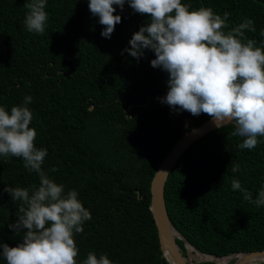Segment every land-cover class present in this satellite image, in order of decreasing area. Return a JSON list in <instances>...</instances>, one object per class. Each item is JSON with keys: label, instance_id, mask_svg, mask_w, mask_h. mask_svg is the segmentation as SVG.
Returning <instances> with one entry per match:
<instances>
[{"label": "trees", "instance_id": "trees-1", "mask_svg": "<svg viewBox=\"0 0 264 264\" xmlns=\"http://www.w3.org/2000/svg\"><path fill=\"white\" fill-rule=\"evenodd\" d=\"M28 0H0V106H27L35 145L47 150L42 170L75 190L91 213L83 233L75 234L78 264L89 252L106 254L112 264H169L163 256L150 211L151 178L186 129L210 116L192 115L162 103L169 73L153 67L154 51L137 59L129 41L149 22L125 3L116 7L121 22L110 38L101 35L89 0H47L43 34L26 30ZM190 9L227 12L228 28L251 20L245 31L264 48V0H182ZM234 125L215 128L194 141L170 170L163 191L172 226L198 251L213 256L264 250V205L246 201L231 181L238 179L253 200L264 188V137L254 149H240ZM234 165L239 171L233 172ZM39 176L22 158L0 156V243L22 238L8 224L20 202L6 186L29 190ZM186 255L183 241L176 239ZM0 264H6L0 259ZM198 264H212L203 261Z\"/></svg>", "mask_w": 264, "mask_h": 264}, {"label": "clouds", "instance_id": "clouds-1", "mask_svg": "<svg viewBox=\"0 0 264 264\" xmlns=\"http://www.w3.org/2000/svg\"><path fill=\"white\" fill-rule=\"evenodd\" d=\"M47 0H28L24 26L43 34L48 20ZM127 3L135 13L147 15L149 22L135 32L127 49L139 59L145 49L154 51L153 67L169 73V90L162 103L192 115L207 114L217 128L234 125L231 135L243 138L240 149H254L264 137V48L245 31L255 32L251 20L227 32L228 13L221 17L211 8L190 9L182 0H89L93 16L103 26L101 35L110 38ZM264 35V31L261 33ZM26 96L23 105L10 112L0 106V156L22 158L24 167L39 176L31 190L6 186L13 202H20L16 219L7 226L21 235L15 246L0 243V259L6 264H78L79 249L75 234L83 233L91 213L78 199L75 190L65 193L64 186L42 170L47 150L35 145L37 132L30 127L33 114ZM239 165L232 171L238 172ZM246 201L264 205V188L253 200L238 179L231 181ZM2 198V194H0ZM82 264H112L106 254L89 252Z\"/></svg>", "mask_w": 264, "mask_h": 264}, {"label": "water", "instance_id": "water-1", "mask_svg": "<svg viewBox=\"0 0 264 264\" xmlns=\"http://www.w3.org/2000/svg\"><path fill=\"white\" fill-rule=\"evenodd\" d=\"M187 123L185 124V129L183 134L173 143L171 148L162 158L160 163L158 164L150 182V211L152 213V217L157 228L158 238L160 247L165 259L169 262V264H192V261L189 259L188 252L186 245L189 244L194 250L195 249L171 224L169 218L166 213V209L164 206L163 200V191L164 185L167 179V176L174 166L175 162L179 158V156L198 138L206 134L207 132L217 128L213 123L211 117L204 120L202 123L196 125L191 129H186ZM174 229V231L178 234L175 238H173L167 227V223ZM176 239H180L183 241V246L186 251V255H184L176 243ZM200 252V251H198ZM256 252H263L264 250H254V251H247V252H236L227 256L222 257H229L234 256L239 253H256ZM201 253V252H200ZM166 254L172 259L170 261ZM204 254V253H202ZM208 255V254H205ZM213 256V255H211ZM218 257V256H217ZM209 261V260H205ZM196 264V263H195Z\"/></svg>", "mask_w": 264, "mask_h": 264}, {"label": "bare ground", "instance_id": "bare-ground-1", "mask_svg": "<svg viewBox=\"0 0 264 264\" xmlns=\"http://www.w3.org/2000/svg\"><path fill=\"white\" fill-rule=\"evenodd\" d=\"M167 223V222H166ZM168 231L170 235L175 238L178 234L174 231V229L167 223ZM189 259L192 261V264H195V261L199 260H213L214 264H229V260L231 258H235V261L232 264H264V253L256 252V253H239L237 255L229 256V257H217L211 255L202 254L196 250H194L189 244L186 245ZM167 258L172 261V259L166 254Z\"/></svg>", "mask_w": 264, "mask_h": 264}, {"label": "rangeland", "instance_id": "rangeland-1", "mask_svg": "<svg viewBox=\"0 0 264 264\" xmlns=\"http://www.w3.org/2000/svg\"><path fill=\"white\" fill-rule=\"evenodd\" d=\"M222 258V257H221ZM203 261H205V260H199V261H195V263L196 264H198V263H201V262H203ZM210 261V260H209ZM235 261V258H231L230 260H229V264H232L233 262ZM210 262H212V264H214V261L213 260H211Z\"/></svg>", "mask_w": 264, "mask_h": 264}]
</instances>
